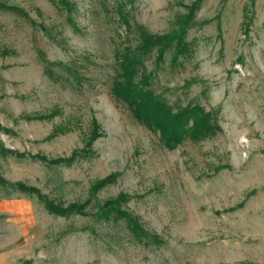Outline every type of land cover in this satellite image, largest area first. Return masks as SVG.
I'll use <instances>...</instances> for the list:
<instances>
[{
    "label": "rangeland",
    "instance_id": "rangeland-1",
    "mask_svg": "<svg viewBox=\"0 0 264 264\" xmlns=\"http://www.w3.org/2000/svg\"><path fill=\"white\" fill-rule=\"evenodd\" d=\"M67 1L0 0L25 13L0 11V175L72 210L0 197V264H264V0ZM192 12L188 52L154 51L136 78L211 116L168 149L112 83L141 28ZM120 195L151 241L101 216Z\"/></svg>",
    "mask_w": 264,
    "mask_h": 264
},
{
    "label": "trees",
    "instance_id": "trees-1",
    "mask_svg": "<svg viewBox=\"0 0 264 264\" xmlns=\"http://www.w3.org/2000/svg\"><path fill=\"white\" fill-rule=\"evenodd\" d=\"M50 1L59 2L67 11H72V7L67 0ZM0 11L21 12L25 14L21 9L9 6L3 2H0ZM192 19L193 12L188 15H180L177 18V28L173 32L163 35L152 34L141 28L139 32L140 44L136 49L119 54V70L112 83V93L115 98L129 105L139 122L157 130L168 149L175 148L186 138L198 140L202 136L210 134L215 129L211 116L210 114L203 113V110L198 106L187 107L178 112H173L172 108L164 103L160 96L154 94L148 88L150 83L149 75H144L139 82H136V78L140 68L144 67V57L152 54L154 51L157 54L159 62L163 60L166 52L172 48L176 50L175 59L179 55L188 52L186 35L188 25ZM47 74L53 77L52 72L48 70ZM92 134L90 143L94 142L98 137L97 127L93 129ZM7 152L6 149L0 148L1 156L6 157ZM41 160L46 161L44 158ZM59 162L71 163L72 159L65 161L60 159L52 163L57 164ZM109 182L110 179L109 181H100L96 188H102ZM17 194L38 197L50 213L64 214L72 211L50 202L37 188L26 186L23 183H11L0 175V197L9 199ZM129 200L130 197L127 195H120L116 199L107 201L104 206L100 207L101 216L108 220L113 218L117 222H124L128 231L135 239L141 242L144 239L151 241L152 237L144 231L137 219L128 211L123 210L122 206ZM71 208L77 207L73 206Z\"/></svg>",
    "mask_w": 264,
    "mask_h": 264
}]
</instances>
